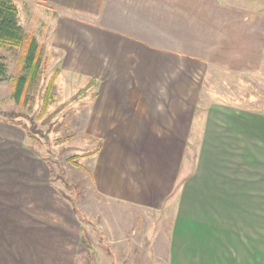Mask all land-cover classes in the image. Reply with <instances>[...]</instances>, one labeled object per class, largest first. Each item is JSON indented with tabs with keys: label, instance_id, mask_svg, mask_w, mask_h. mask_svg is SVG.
<instances>
[{
	"label": "crops",
	"instance_id": "obj_1",
	"mask_svg": "<svg viewBox=\"0 0 264 264\" xmlns=\"http://www.w3.org/2000/svg\"><path fill=\"white\" fill-rule=\"evenodd\" d=\"M14 1L25 32L55 11L35 38L97 146L77 210L0 121V264H91L83 227L95 264H264V112L217 87L264 70V0Z\"/></svg>",
	"mask_w": 264,
	"mask_h": 264
},
{
	"label": "rangeland",
	"instance_id": "obj_2",
	"mask_svg": "<svg viewBox=\"0 0 264 264\" xmlns=\"http://www.w3.org/2000/svg\"><path fill=\"white\" fill-rule=\"evenodd\" d=\"M34 13H31L34 14V18L32 15L33 19L29 20L32 24L30 26L27 24L26 33L28 36L36 37L35 31L41 27L39 33L41 35L43 33L45 38L49 28H44V25L47 23L49 26L51 20L53 21L55 11L44 7L39 11L35 10ZM41 42L39 45L43 51L41 78L36 89L31 87L26 98L16 101L12 97V81L0 80V121L17 120L28 126L38 140L27 137L25 141L27 147L46 158L52 168L55 182L61 184L63 188L62 192L69 195L75 205H81L82 198L88 190L86 172L81 167V165L87 166L88 161L83 157L97 146L96 143L89 142L87 127L81 120L83 86L80 80L66 78L67 74L60 72L52 86V99L45 113L39 115L50 78L57 70L62 71L56 56L49 50L48 55L44 53L45 42L42 40ZM45 46L49 45L45 44ZM2 54L6 57L8 73L18 72L21 57L19 50L8 52L3 49ZM94 66L96 64L85 62L79 68L84 71L85 68ZM217 87L223 93V98L232 99L264 112V70L232 74L229 78L219 77ZM30 94H35V101L31 100ZM10 113L14 115L10 116ZM3 145L0 140V150Z\"/></svg>",
	"mask_w": 264,
	"mask_h": 264
},
{
	"label": "trees",
	"instance_id": "obj_3",
	"mask_svg": "<svg viewBox=\"0 0 264 264\" xmlns=\"http://www.w3.org/2000/svg\"><path fill=\"white\" fill-rule=\"evenodd\" d=\"M17 51L21 53L20 70L14 73H8L6 57L2 54V50ZM42 48L39 46L34 36H28L25 32L19 18V9L14 0H0V80H11L13 83L12 97L16 101L21 98H26L31 87L37 88L41 78V58ZM60 73L57 70L50 78L46 87L43 105L39 115L45 113L49 101L52 99V86L57 75ZM31 100L35 101V94H30ZM13 116L14 113H10ZM7 122L21 126L27 133V136L37 139L29 130L26 124L17 120H8ZM38 140V139H37ZM88 152L85 154H91ZM75 209L76 208L75 205ZM81 241L87 248L90 257V263L95 264V254L91 238L85 227L82 228Z\"/></svg>",
	"mask_w": 264,
	"mask_h": 264
}]
</instances>
